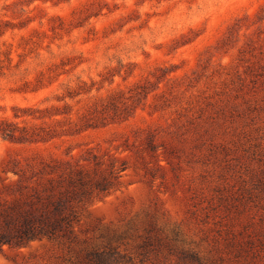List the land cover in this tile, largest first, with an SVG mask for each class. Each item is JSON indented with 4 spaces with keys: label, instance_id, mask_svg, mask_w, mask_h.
<instances>
[{
    "label": "rangeland",
    "instance_id": "obj_1",
    "mask_svg": "<svg viewBox=\"0 0 264 264\" xmlns=\"http://www.w3.org/2000/svg\"><path fill=\"white\" fill-rule=\"evenodd\" d=\"M63 121L0 132V209L42 161L127 168L0 264H264V0H0V126Z\"/></svg>",
    "mask_w": 264,
    "mask_h": 264
},
{
    "label": "trees",
    "instance_id": "obj_2",
    "mask_svg": "<svg viewBox=\"0 0 264 264\" xmlns=\"http://www.w3.org/2000/svg\"><path fill=\"white\" fill-rule=\"evenodd\" d=\"M80 93L81 91L68 89V94L60 97V100L66 101L68 97L73 98ZM71 111L70 105L65 103L63 109L54 108L50 116L69 114ZM60 123L63 125L58 128H42L33 132L24 127L18 135L17 125L3 122L0 132L9 138L48 140L70 131V127H62L66 126L64 121ZM76 125V131H79L92 126L93 123L87 121L79 124L80 126ZM93 160L96 169L104 164L96 155ZM126 168L125 164L116 166L112 162L108 173L92 174L89 169L79 164L52 160L42 161L37 167L31 166L29 174L15 170V174L19 175L14 189L16 197L0 209V250L5 245L19 246L37 238H58L66 235L67 231H72L81 220L78 206L106 195L119 183ZM95 259L105 263L101 256Z\"/></svg>",
    "mask_w": 264,
    "mask_h": 264
}]
</instances>
